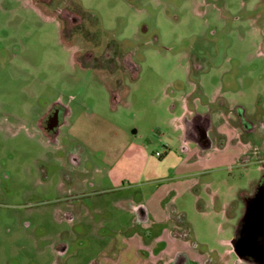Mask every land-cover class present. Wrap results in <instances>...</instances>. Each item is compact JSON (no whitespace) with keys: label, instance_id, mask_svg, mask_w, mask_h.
I'll return each instance as SVG.
<instances>
[{"label":"rangeland","instance_id":"1","mask_svg":"<svg viewBox=\"0 0 264 264\" xmlns=\"http://www.w3.org/2000/svg\"><path fill=\"white\" fill-rule=\"evenodd\" d=\"M107 45L135 76L102 58ZM56 102L60 147L39 127ZM231 106L257 130L195 165L184 117L212 110L217 123ZM68 150L78 167H63ZM263 178L264 0H0V264H91L113 238L148 241L141 205L149 219L170 208L212 264H254L228 241Z\"/></svg>","mask_w":264,"mask_h":264},{"label":"crops","instance_id":"2","mask_svg":"<svg viewBox=\"0 0 264 264\" xmlns=\"http://www.w3.org/2000/svg\"><path fill=\"white\" fill-rule=\"evenodd\" d=\"M221 131L227 133L228 126L221 127ZM182 139L183 143L187 144L189 142L184 138V135ZM230 139H228L229 142L228 140L226 141L227 143L225 142L222 148H218L214 140V147L204 152L200 151L195 145L196 151L194 153L200 155L195 165L200 166L203 164V166H206L217 164L224 158L226 160L228 151L232 148ZM184 150L188 151V148ZM245 152L246 149L245 151L243 149L242 154ZM247 196L249 199L253 194L248 193ZM248 199H246V202ZM146 209L148 213L149 211L151 212L150 207H146ZM154 216L157 219H138L142 224L141 227L146 230L143 233L148 236V241H145L144 237L138 233L122 236L119 239L113 238L109 242L107 249L103 250L100 257L98 259L95 258L96 260L91 264L94 262L95 264H212L211 259H204L202 255L197 256L191 250L190 236L183 232V227L186 223L181 219H175L174 213L171 212L170 208L167 212L156 213ZM157 223L165 226L163 231L156 235L153 231H150V227ZM228 242L231 243V240Z\"/></svg>","mask_w":264,"mask_h":264},{"label":"flooded vegetation","instance_id":"3","mask_svg":"<svg viewBox=\"0 0 264 264\" xmlns=\"http://www.w3.org/2000/svg\"><path fill=\"white\" fill-rule=\"evenodd\" d=\"M72 20L74 21L75 18L72 17ZM95 46H97V45L95 44ZM106 47L111 49V50L109 51V53H104L102 58H105V59L109 60V62H112V60H113L112 58L114 57L115 61L116 60L121 61V64L123 65L126 72L130 73L132 76H135L134 73H136L138 68L135 65V63L131 61L130 57L124 56V54H123L124 52H120V49H118V48H116V49L114 47L111 48L110 45H107ZM91 54L93 55L92 56L93 57L92 62L96 63L99 59V56L95 55L93 52ZM189 73H190V75H192L191 71ZM116 82H117V84H119V83L122 84L123 80L117 79ZM116 87L114 88V90L116 89ZM196 92H198V94L201 96L205 95V93H203V91H202V88L198 84L195 91H193L192 93H190L187 96L188 101L193 103V104L196 103L194 100H196V99H198V97H200L198 95H196V96L194 95ZM220 98H222V97H220ZM220 102H221V100H220ZM238 108L240 109V111H238ZM194 109H196V108H194ZM58 112L60 115L59 121L54 126H51V124H50L51 120L53 117L56 116V114ZM224 112H226L227 115L229 116L228 118L230 119V122H227L224 120L225 119V116H223ZM213 113H214V111L212 112V110H206L204 113L199 112L197 110L196 111L193 110V112L191 114L184 117V133H183L184 138L189 142H193L199 148V150L202 152L214 147V142H215L214 140L215 139H213L211 137V133L215 132L217 130V128H220V132H219V134H217V147L218 148L224 147L225 142L229 139V138H226L225 132L223 133L221 131V127H227V126L229 127L230 125L242 126V128L247 132V134H245V136H243V135L239 136L238 134L233 135L231 137L230 141L232 142L235 139L239 138V141L235 142L236 144H241V143L245 144V141L248 139L250 134L255 132V130H257V128H258V126L254 122L250 121V119L246 116V114L242 111V109L240 107H237V106L232 107L231 106L228 108V110H223V111L219 112L220 117L217 118V121H218L217 123H215L213 120V116H212ZM67 116H68V110L65 107V105L56 102L49 107V111L45 112L44 115L42 116V118L40 119V124H39L40 129L44 133L51 134V136L49 135V137L53 141H55V144H58L59 147H60L61 140H59V136L55 132H57L59 130V128L61 127L63 121H65ZM231 116L234 119H232ZM221 119H223V120H221ZM247 151L248 150H246V153H248ZM61 160H62L64 168H67L68 167L67 165H69L71 167H74V166L78 167L77 165L79 164L78 163L79 159H77V157L74 155L72 150H71V152H70V150H68L67 153L61 154ZM263 186H264V178L260 182V184H258V186L256 187V189L253 193V196L259 194V192L261 191ZM260 195H261V193H260ZM137 215H138L139 219H149V213H148V211L144 205H141L138 208ZM241 236H242V232H241V230L239 231V229H238V233L236 234V237H238V239H239V238H241ZM62 252H63V250H62ZM93 264H95V262ZM256 264H258V263H256Z\"/></svg>","mask_w":264,"mask_h":264},{"label":"water","instance_id":"4","mask_svg":"<svg viewBox=\"0 0 264 264\" xmlns=\"http://www.w3.org/2000/svg\"><path fill=\"white\" fill-rule=\"evenodd\" d=\"M59 112L51 120V126L59 121ZM261 193V195H260ZM246 213L239 224L242 236L231 240L233 251L240 260L264 264V186L259 194L247 200Z\"/></svg>","mask_w":264,"mask_h":264}]
</instances>
